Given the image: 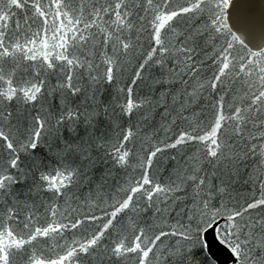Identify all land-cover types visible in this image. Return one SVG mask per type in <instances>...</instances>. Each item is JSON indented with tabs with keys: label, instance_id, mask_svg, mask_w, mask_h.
<instances>
[{
	"label": "snow or ice",
	"instance_id": "snow-or-ice-1",
	"mask_svg": "<svg viewBox=\"0 0 264 264\" xmlns=\"http://www.w3.org/2000/svg\"><path fill=\"white\" fill-rule=\"evenodd\" d=\"M264 264V0H0V264Z\"/></svg>",
	"mask_w": 264,
	"mask_h": 264
},
{
	"label": "water",
	"instance_id": "water-1",
	"mask_svg": "<svg viewBox=\"0 0 264 264\" xmlns=\"http://www.w3.org/2000/svg\"><path fill=\"white\" fill-rule=\"evenodd\" d=\"M250 3H253L257 6L260 4V0H249ZM215 234H209L208 240L212 243V250L209 253L213 259H215L219 264H231L233 263L230 254L227 250L223 249L222 246L218 245V241L214 238Z\"/></svg>",
	"mask_w": 264,
	"mask_h": 264
}]
</instances>
